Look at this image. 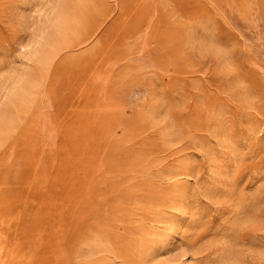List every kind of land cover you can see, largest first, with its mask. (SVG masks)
<instances>
[{"label":"rangeland","instance_id":"obj_1","mask_svg":"<svg viewBox=\"0 0 264 264\" xmlns=\"http://www.w3.org/2000/svg\"><path fill=\"white\" fill-rule=\"evenodd\" d=\"M0 264H264V0H0Z\"/></svg>","mask_w":264,"mask_h":264}]
</instances>
